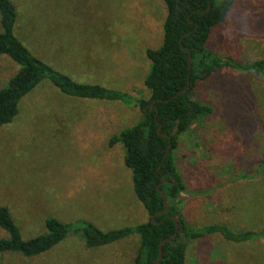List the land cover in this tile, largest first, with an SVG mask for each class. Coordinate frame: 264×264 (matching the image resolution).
I'll return each mask as SVG.
<instances>
[{"label":"rangeland","instance_id":"374dc122","mask_svg":"<svg viewBox=\"0 0 264 264\" xmlns=\"http://www.w3.org/2000/svg\"><path fill=\"white\" fill-rule=\"evenodd\" d=\"M16 35L37 57L83 83L149 98L147 48L164 41V0H13ZM0 13V31H2ZM209 47L241 62L264 58V0H237ZM0 55V88L19 70ZM212 114L185 133L175 151L185 177L181 209L197 228L227 223L264 228V77L222 67L198 84ZM142 110L113 100L73 97L44 79L0 128V206L9 207L24 238L45 220L86 219L103 230L149 219L136 196L125 147L111 136L135 125ZM8 232L0 226V237ZM138 234L87 248L71 235L33 258L0 254V264H133ZM188 264H264V240L232 242L220 234L193 240Z\"/></svg>","mask_w":264,"mask_h":264},{"label":"trees","instance_id":"16d2710c","mask_svg":"<svg viewBox=\"0 0 264 264\" xmlns=\"http://www.w3.org/2000/svg\"><path fill=\"white\" fill-rule=\"evenodd\" d=\"M164 1L167 6L164 41L159 48H147L151 68L145 84L151 95L144 98L100 84L75 81L37 57L15 33L18 19L15 3L0 0L3 28L0 55H8L20 65L8 84L0 88V128L15 119L21 100L46 78L61 92L73 97L128 104L135 101L142 110L141 119L111 136L109 146L124 145L125 163L133 172L134 191L149 214L145 222L109 230L86 219L65 222L48 216L45 232L24 238L9 207L0 206V226L8 232V236L0 237V254L20 253L33 258L53 249L72 234L82 238L87 248L111 245L138 234L140 245L133 264H154L160 257L162 241L176 234L163 243V258L157 264H188V248L193 240L215 234L237 243L264 240V228L238 230L227 223L192 226L181 209L186 182L175 155L181 137L214 110L199 96V82L209 79L222 67L252 71L264 77V58L244 63L223 57L209 47L214 30L228 19L237 0ZM185 88L187 90L180 93ZM174 95L176 97L169 101L161 100ZM161 133L170 135L172 142L166 157L170 140ZM161 190L166 194L167 211H163L166 203Z\"/></svg>","mask_w":264,"mask_h":264},{"label":"water","instance_id":"95a60500","mask_svg":"<svg viewBox=\"0 0 264 264\" xmlns=\"http://www.w3.org/2000/svg\"><path fill=\"white\" fill-rule=\"evenodd\" d=\"M209 8H211V5H210ZM189 62H190V66H191V55H190V57H189ZM186 90H187V88H185V89H183L182 91H180V93H181V92H184V91H186ZM180 93H178V94H180ZM174 97H176V95H174V96H172V97H170V98H168V99H161V100H162V101H169V100L173 99ZM158 130H159V131L161 130V126L159 127ZM161 134L164 135V136H166V137H168L169 140H170V143H169V145H168V147H167V150H166V153H165V157H166L167 154H168V152H169V150H170L171 147H172V142H171L170 135H168V134H166V133H161ZM161 192H162V194H163V197H164V199H165V203H166V208H165L163 211H167V210H168V202H167V199H166V194H165V192H164L163 190H161ZM175 235H176V234H174V235H172L171 237H168V238H166V239H164V240L162 241V243H161V248H160V257H159V259H158L157 261L154 262V264H157V263L163 258V249H162V245H163V243L166 242V241H168L170 238L174 237Z\"/></svg>","mask_w":264,"mask_h":264}]
</instances>
